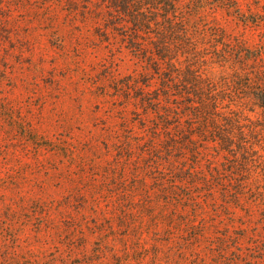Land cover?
Instances as JSON below:
<instances>
[{
  "label": "rangeland",
  "instance_id": "rangeland-1",
  "mask_svg": "<svg viewBox=\"0 0 264 264\" xmlns=\"http://www.w3.org/2000/svg\"><path fill=\"white\" fill-rule=\"evenodd\" d=\"M184 1L208 73L244 75L238 47L263 51L264 0H224L247 23L223 0ZM106 11L104 0H0V257L264 264V172L244 179L208 144L192 156L176 128L185 116L152 102L157 77L136 83L151 70L105 32ZM244 68L263 71L264 54Z\"/></svg>",
  "mask_w": 264,
  "mask_h": 264
},
{
  "label": "trees",
  "instance_id": "trees-1",
  "mask_svg": "<svg viewBox=\"0 0 264 264\" xmlns=\"http://www.w3.org/2000/svg\"><path fill=\"white\" fill-rule=\"evenodd\" d=\"M226 2L219 4L231 13L236 8L243 22H249V15H244L239 5L229 7ZM104 3L105 32L120 36L126 48L151 70L152 78L136 83L148 88L157 77L152 102H164L166 107L185 116V125L176 128L192 156L200 154V144H208L240 161L234 166L239 176L244 179L254 176L255 182H260L258 177L264 172L259 166L264 167V70L250 73L244 67L249 61L257 62L264 49L249 53L243 46L238 47L242 60L239 69L244 75L235 69L232 76H221L218 80L205 67L200 48L202 37L191 28L192 19L185 11L184 0H104ZM153 110L161 114L160 109ZM247 112L256 117L251 118ZM164 115L168 117L161 122L168 125L167 129L177 126L170 123L174 119L170 114ZM242 180V187H246L247 181ZM253 186L249 181V190H254ZM0 264L51 263L0 257Z\"/></svg>",
  "mask_w": 264,
  "mask_h": 264
}]
</instances>
